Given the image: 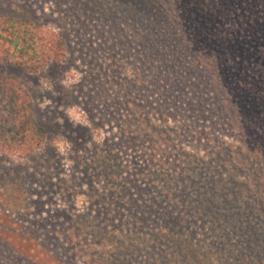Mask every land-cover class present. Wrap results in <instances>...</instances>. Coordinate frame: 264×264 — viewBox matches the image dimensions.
<instances>
[{
	"label": "trees",
	"instance_id": "obj_1",
	"mask_svg": "<svg viewBox=\"0 0 264 264\" xmlns=\"http://www.w3.org/2000/svg\"><path fill=\"white\" fill-rule=\"evenodd\" d=\"M72 1L76 8L80 7L79 4L86 8L83 9L84 13H94L90 2ZM172 1L175 15L172 13L168 16L161 8H148L145 12L135 4L126 3L129 22L121 24L116 13L114 22L117 25L112 21L110 29L103 30L101 20L98 31L109 33L111 37L113 34L117 36L112 43L105 45L112 48L131 46L134 49L136 42H139L143 46L144 51H138L143 54L144 66H140L144 69L142 75L146 76L143 84L151 82L143 95L145 102L132 101L133 88H136L133 85L122 95L118 94L115 98L116 105L120 106L122 101L134 104L137 107L135 116L138 111L146 109V114L141 113L144 116V137L149 141L156 138L155 144L161 145L171 136L167 130L171 126L164 124V129H161V126L152 122V115L155 113L161 114L160 121H167L183 112L181 116L186 118V122L181 124L182 130H188L189 122L192 124L190 127L199 126L194 131L195 138L204 129H208L211 134L222 130L227 135L238 136V145L227 143L220 135L221 138H212L218 142L220 149L219 174L215 176L218 178L213 176L207 177L205 181H197L194 175L174 177L170 170L169 175L173 177L165 175V181L169 182L165 188L166 194H161V190L158 195L165 196L158 197L151 193L152 187L148 181L150 178L147 180L136 177V174L146 172L145 163L139 157L153 156L151 150L141 148L139 139L125 138L130 134L120 126L119 132L105 137L100 144L94 143L95 152L98 150L101 153L97 157L88 158L81 153L80 144L92 139L90 129L71 123L72 135H80L73 140L72 153L70 151L64 161L76 163L77 170L84 164V172L80 173L72 168L62 175L60 169L67 165L62 162L63 158L57 150L52 148L50 168L56 171L49 173V184H54L57 178L70 191V185L65 183L70 179L76 180L79 189L93 198L94 203L83 213V221L87 225L94 222V226H84L85 230H59L60 223L52 220L55 215L43 214L44 202H41L40 213L37 215L30 207L34 201L32 197L20 199L22 193L15 188L13 192H18V195L7 194L2 199L0 185V236L15 231L19 233L21 240L42 249L25 252L19 245L4 241L6 245L0 243V264H73L79 251L70 253V250H75L77 244L82 246L84 256L90 264L119 260L126 264H145V261L154 264L153 251L148 252L150 249L146 245H158L164 251L167 241L178 242V255L185 260L178 264H196L197 261L204 264L208 260L207 249H210V245L206 244L201 247L204 250L200 248L198 251L187 242L181 245V238L176 235H180L178 230L187 223L201 230L203 222L196 212H211L214 217L212 231L217 229L223 233L224 230H229L224 220L234 222L239 227L237 231L228 232L233 237L241 236L237 245L236 240L229 235V243L224 246L213 240L221 252L218 263L264 264V0ZM122 6L117 7L118 11L125 8ZM106 12L105 10L99 14L110 18L111 14L107 15ZM90 28L89 25L82 28L84 34ZM40 29L33 20L0 14V58H10L17 64L34 70L50 60L53 62V59L65 58L72 46L58 35L44 37ZM105 45L98 48L90 45L88 50L94 54L99 48L104 49ZM90 53L88 62L92 63L93 55ZM97 67L101 68L103 65ZM8 82H0V147L8 151L19 149L32 153L43 142L42 128L37 124L30 101L22 88ZM152 84L164 94L163 100H157L156 91L151 89ZM116 85L119 86L120 83L116 82ZM173 91L177 93L174 94ZM100 92L103 93L104 89ZM105 97L106 94L101 99L108 107L110 103H107ZM217 97L221 99V103ZM182 102L184 107L178 105ZM84 105L90 114L89 121L94 130L98 128L97 114L92 109L90 97ZM202 120L210 121V125L201 128ZM130 151L132 154L129 153V156L123 155ZM163 157L159 164H164L167 168L171 159ZM210 158H195L190 169L197 170L200 160L208 164L212 160ZM112 163L118 166L117 175H113L115 171L111 169ZM242 174L246 175L243 179L240 178ZM175 181L182 182L179 195L175 190L179 184ZM84 186H92L94 193L89 188L84 189ZM34 192L31 189L29 194ZM200 195L206 206L189 204L188 198H198ZM210 199L216 203L210 205ZM230 216H236L237 219H230ZM37 217L41 219L37 220ZM138 221L140 224H137ZM130 225L138 231L134 237H130ZM154 230L158 232L149 233ZM194 234L195 230L190 235ZM146 238L149 242L142 244ZM113 241L126 242L135 249L129 253L134 259L124 261V254L110 252L105 243ZM51 246L54 249L48 250ZM64 246L68 247L69 253L62 254L58 251ZM234 246L236 247L233 249ZM119 248L120 244L117 250ZM98 249L104 251L105 261L89 257V251ZM125 256L128 257V254ZM164 257H167V253Z\"/></svg>",
	"mask_w": 264,
	"mask_h": 264
},
{
	"label": "rangeland",
	"instance_id": "obj_2",
	"mask_svg": "<svg viewBox=\"0 0 264 264\" xmlns=\"http://www.w3.org/2000/svg\"><path fill=\"white\" fill-rule=\"evenodd\" d=\"M76 1V0H75ZM79 1V0H78ZM93 5L92 14L84 13L83 8L80 5L79 8L74 6L72 0H0V14L15 16L23 19L33 20L41 29L42 35L44 37H50L51 34L61 36L65 43H69L72 46V50L66 53V57L61 60H52L43 64L40 68L34 70L30 67H24L17 64L15 60L10 58L4 59L0 58V82L2 80L9 81V84L15 85L16 87H21L24 91L27 99L30 101L33 115L37 121V124L42 128L44 137L42 144L36 148L32 153H25L22 150L8 151L0 147V185L2 186L1 198H5L8 195H18V192H13L15 188L20 190V199L23 197H32L33 205L31 210L35 211V214L40 213L39 209L41 202L45 203L43 214L55 215L56 220L60 223L59 230H85L84 226H94V222L87 225L83 221L84 211L90 207L92 203V196L90 194H84L80 189L78 182L76 180L70 179V181L65 184L70 185L71 190L67 191L64 184L60 182L57 178L54 180V184H49V173H53L56 169H51L50 165L52 162L51 151L55 148L60 156L63 158L62 162L65 165L60 169L62 175H64L67 169H75L76 163L65 160V156L74 147L73 140L77 138L80 133H75L72 135L71 123L78 125L81 128H88L91 132V138L89 142H81L80 150L81 153L88 157H97L98 153L101 151H96L94 148L95 144H100L102 139L110 136L112 133H117L120 131V126H123L127 133L130 135L126 137H136L140 140L141 148L151 150L150 155H143L139 160H143L146 167V172L144 174H136L137 178L147 179L152 187L151 193L159 196L161 194H166L165 188L169 185V182L165 181V175H169L171 170L172 174L178 175H194L197 181H205L207 177H215L219 174L218 165L219 164V154L220 149L217 141H213V137L222 136L227 143L238 145L239 137L227 135L226 132L218 130L219 132H211L208 129H204L203 133L196 138L193 136L195 134V129L199 126L190 127L187 125L188 130H182L181 124L186 122V118L181 116L184 114L180 112V115L169 118L167 121H160L161 114L155 113L152 115V122L156 126L163 125L171 126L167 130L170 132L171 136L168 137V141L159 145L156 138L152 141L144 137L145 124L144 116L141 113L146 114L147 110L143 109L138 111V115L135 116L137 107L130 103L121 102L120 106L116 105L115 98L119 95L125 93L128 89L133 88L132 101L136 103L145 102L143 95L146 93L150 81L143 84V80L146 76L142 75V69L140 66H144L143 46L136 42L134 49L131 46H117L111 47L110 45H105L106 43H112L113 38L117 36L114 34L103 33L98 31V27L103 25V30H109L114 22L116 13L120 18V23L129 22L128 11L126 7L129 4H135L145 12L148 8H161L162 11L171 16L172 13L175 15V11H172V0H86ZM98 1V2H97ZM128 5H127V4ZM169 3H171L169 5ZM152 4H155L154 6ZM123 5L119 11L117 7ZM107 11L106 14H111L110 18L101 16L99 13L102 11ZM113 21V23H112ZM85 23V26L83 24ZM89 25L88 33L84 34L82 28H86ZM117 25V24H116ZM95 26L94 28H92ZM114 32V30H113ZM83 36V38H82ZM110 37V38H109ZM117 39V38H116ZM39 43H37L38 45ZM93 45L95 48L105 45L104 49L97 50L94 54L90 53L88 46ZM88 53L92 54V63L88 62ZM97 64H102L103 67L98 68ZM122 67V68H121ZM144 70V69H143ZM118 72H121L120 74ZM118 80V81H117ZM116 82L120 85H116ZM227 88V87H225ZM104 89L101 93L100 90ZM151 89L156 91L157 100L164 99V94H161L154 85H151ZM120 90V92H117ZM117 92V93H116ZM92 102V109L94 113L97 114L96 124L98 128H94L90 124L89 117L90 114L88 110L85 109L86 101H89V97ZM176 94V91H173ZM106 94V101L110 103L108 107L103 104L102 95ZM219 96V95H218ZM112 97L114 100L112 101ZM217 100H220L217 97ZM166 101V100H165ZM168 101V99H167ZM184 107V102L178 104ZM224 111V110H222ZM90 125V126H87ZM210 121L202 120L201 128L208 127ZM236 132V131H235ZM233 132V133H235ZM225 133V134H224ZM231 131L228 133L230 134ZM219 136V137H220ZM221 138V137H220ZM130 140V139H128ZM210 141V142H209ZM208 143V144H207ZM84 145V146H83ZM76 149V147H75ZM72 153V151H71ZM131 151L123 153L124 156L130 155ZM150 153V152H149ZM164 153L166 155H164ZM163 156H167L171 159L170 165L166 168L164 164H159ZM200 157L205 160L211 159V162L205 164L202 160L196 169L192 171L190 169L192 161L195 158ZM69 161V162H66ZM148 167H147V166ZM84 164H81V168L77 170L83 173ZM204 167V168H203ZM117 168L115 164L112 163L111 169L115 171L113 175H117ZM134 168V165L133 167ZM83 171V172H82ZM173 175H169L171 178ZM126 177V176H124ZM246 177L245 174L240 175V178ZM218 178V177H215ZM33 179V180H32ZM177 182V181H175ZM99 183V182H98ZM152 183V184H151ZM182 182H177L179 186L175 188L176 194H178L181 188ZM160 186L159 189L155 185ZM84 189H90L93 192L92 186H84ZM191 188V187H190ZM35 192L29 194L30 190ZM173 190V189H172ZM159 192V193H158ZM94 193V192H93ZM179 195V194H178ZM195 195V193H193ZM192 198V199H191ZM189 199V204L204 207L205 202L203 201V196L195 198L191 197ZM202 199V200H200ZM210 205L216 203L210 199ZM170 201H167L169 203ZM25 203V201L23 202ZM24 212H21L23 214ZM199 220H202L201 230L194 228L190 223H187L178 230V235L181 238V245L188 243L190 246L199 249L206 245H210V249H207L208 260L204 264H222L218 263V256L220 255V249L217 247V243L224 244L229 243L227 236L234 238L236 240L235 244L240 243L241 236L233 237L228 234V232L237 231L239 227L234 222H229L224 220L225 224L228 226L229 230L222 231L215 230L212 231L211 223L214 221V217L211 212L201 213L196 212ZM21 215H19L20 217ZM34 217H36L34 215ZM40 220V217L36 218ZM205 219V220H204ZM230 219H237L236 216H230ZM222 222V221H221ZM220 222V223H221ZM153 223V222H152ZM218 223V222H217ZM140 224V221L137 222ZM149 230L152 229L151 221L148 222ZM130 237L137 235V229L130 225ZM195 230V234L191 236V232ZM158 230L149 231V233H155ZM222 234V235H221ZM146 236V235H145ZM194 237L192 241L191 238ZM123 238V237H122ZM120 238V240L122 239ZM147 240L142 244H147ZM124 240V239H123ZM213 240L217 243H213ZM10 241L14 245H19L23 248V251H39L40 249L37 245L33 243L24 242L21 240L18 232H7L4 236H0V243ZM117 242V243H116ZM135 242V241H134ZM83 244V243H82ZM81 244V245H82ZM119 244L121 248H118ZM105 245L108 247L110 252L116 251L117 254H124L122 259H134V256H130L129 253L135 251L127 245L126 242H106ZM236 246L233 247V249ZM147 250L153 251L154 264H178V262L185 261L178 255L179 246L178 242L167 241V245L163 247V250L159 248L158 245L147 244ZM54 249L52 246L48 248ZM73 251H79L78 257L73 260V264H90L88 259L84 256V251L82 246L79 244L74 248ZM204 250V248H201ZM62 254L69 253L68 247L64 246L58 250ZM145 251V253L147 252ZM209 252V253H208ZM167 253V257L164 255ZM128 254V257L125 255ZM137 254V253H136ZM89 257L96 259H104L105 254L101 249L91 250L88 252ZM110 260L114 258L109 257ZM172 260V262H171ZM230 261H235L230 259ZM264 261V258H263ZM151 262V263H152ZM187 262V261H186ZM200 264L199 261L195 262ZM105 264H126L119 262H106ZM133 264H137L134 262ZM148 264V261H145Z\"/></svg>",
	"mask_w": 264,
	"mask_h": 264
}]
</instances>
